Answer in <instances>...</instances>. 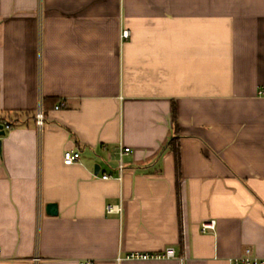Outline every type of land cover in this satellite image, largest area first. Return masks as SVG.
Masks as SVG:
<instances>
[{
  "label": "crops",
  "instance_id": "1",
  "mask_svg": "<svg viewBox=\"0 0 264 264\" xmlns=\"http://www.w3.org/2000/svg\"><path fill=\"white\" fill-rule=\"evenodd\" d=\"M0 120V264L264 257V0H0Z\"/></svg>",
  "mask_w": 264,
  "mask_h": 264
},
{
  "label": "built area",
  "instance_id": "2",
  "mask_svg": "<svg viewBox=\"0 0 264 264\" xmlns=\"http://www.w3.org/2000/svg\"><path fill=\"white\" fill-rule=\"evenodd\" d=\"M130 32L128 30H124L122 33V38L129 37ZM63 105V103H62ZM56 108H60V105H57ZM37 120L39 125L43 122V109H42V103L39 106V109L37 111ZM11 125L8 123H4V129H9ZM131 147L128 146H122L121 148V157L125 153L131 152ZM81 158V152L78 150H67L64 153V162L65 164L71 165L79 161ZM119 175L117 178L119 180H122L123 178V171H124V165L121 161L119 167ZM113 176L109 173H105L102 175L103 179H110ZM123 211L122 203H110L107 205V212L110 214L117 213L121 214ZM216 229V220H210L205 221L201 225V230L204 233H208L211 231H214ZM177 256L176 249L174 247H167L164 250L161 251H154V252H131L127 254L125 257H119L120 259H139V260H150V259H171L175 258ZM231 264H264V257H260L253 254V251L250 247L246 248L244 253L238 257H234L230 260ZM79 264H93L91 260H83L80 261Z\"/></svg>",
  "mask_w": 264,
  "mask_h": 264
},
{
  "label": "trees",
  "instance_id": "3",
  "mask_svg": "<svg viewBox=\"0 0 264 264\" xmlns=\"http://www.w3.org/2000/svg\"><path fill=\"white\" fill-rule=\"evenodd\" d=\"M173 120H174V123L176 125V127H178V122H177V116H176V108L174 107L173 109ZM0 123H4V121L0 120ZM9 124L12 126V124L9 122ZM8 130V129H7ZM175 140L176 139H172L169 144L172 145L173 144V147L175 148V156H176V166H177V171H180V154H179V148L175 147Z\"/></svg>",
  "mask_w": 264,
  "mask_h": 264
},
{
  "label": "water",
  "instance_id": "4",
  "mask_svg": "<svg viewBox=\"0 0 264 264\" xmlns=\"http://www.w3.org/2000/svg\"><path fill=\"white\" fill-rule=\"evenodd\" d=\"M6 131L4 129V124L0 123V138L1 136L5 135ZM1 143V140H0ZM47 213L50 215H57L58 214V205L57 203H48L47 204Z\"/></svg>",
  "mask_w": 264,
  "mask_h": 264
}]
</instances>
